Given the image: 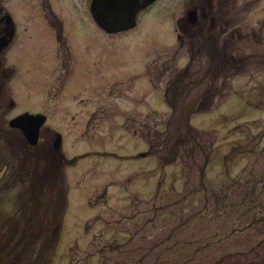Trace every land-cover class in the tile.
<instances>
[{
	"label": "rangeland",
	"instance_id": "rangeland-1",
	"mask_svg": "<svg viewBox=\"0 0 264 264\" xmlns=\"http://www.w3.org/2000/svg\"><path fill=\"white\" fill-rule=\"evenodd\" d=\"M41 1L0 0L15 26L17 71L12 86H0V264H213L224 254L244 257L239 253L263 235L232 227L264 211V0H212L216 27L205 28L210 19L201 20L198 9L205 27L190 29L192 36L180 20L203 0H156L135 27L114 34L95 26L86 0H49L62 22L61 50ZM208 35L234 40L237 65L215 82L208 73L192 84L173 114L168 82L192 56L207 65L196 45ZM61 55L70 57L68 65ZM215 86L222 90L207 108L189 115V133L186 108L195 110L201 92ZM22 112L46 115L34 146L8 126ZM55 132L59 152L51 148ZM173 146L175 159L163 163ZM124 152L135 159L116 157ZM33 161L45 187L53 186L52 200L57 189L66 193L64 205L60 199L55 210H38L29 191ZM11 219L46 222L25 233ZM249 253V261H259L264 249ZM227 264L242 262L234 256Z\"/></svg>",
	"mask_w": 264,
	"mask_h": 264
},
{
	"label": "trees",
	"instance_id": "trees-1",
	"mask_svg": "<svg viewBox=\"0 0 264 264\" xmlns=\"http://www.w3.org/2000/svg\"><path fill=\"white\" fill-rule=\"evenodd\" d=\"M219 36V35H218ZM218 36L216 35H209L206 39L205 45H200L197 44L196 47L199 51L203 48L204 50V58L207 60V65L203 67L202 61L199 62V64L194 63V57H191V60L177 73V76L168 82V87L166 88V99L168 102V105L170 106L171 110L173 111V114L176 110V107L183 102L188 95L191 92V86L192 84L196 83L199 84L201 81H204V79L207 77L206 75L208 73L211 74V78L213 81L217 80L218 74L223 72L224 70L226 71V66L232 69L235 68L238 62V57L234 55L235 50L237 49L236 46H233V41L232 39H227L224 38L221 40V42L218 41ZM198 42V41H197ZM192 44V42H191ZM193 55L196 57V54L193 53ZM202 55V57H203ZM200 59L201 55H200ZM197 65V66H196ZM199 65L201 66L199 68ZM200 69H205L206 71L204 72V75H200L199 78H194L193 76L197 74V71ZM228 69V68H227ZM197 70V71H196ZM195 71V72H194ZM236 71H232L231 73L228 74H222V76L228 78L231 75H235ZM215 82V81H214ZM214 90H208L206 89L205 91L201 92V94L198 97L197 101V106L196 109L191 110V106L189 108V113L185 115L184 119H182V123H185L187 131L190 133L191 132V125H190V114L192 112H197V111H202L207 108V106L211 103L212 98H214L222 89L215 86L213 88ZM195 99L191 98L190 102ZM184 107V106H183ZM185 107L183 108V113H184ZM176 113V112H175ZM173 116H171L172 118ZM150 147V146H149ZM175 146L172 147L171 152L172 154L169 156L165 155L162 158L163 163H169L171 160L175 159L177 155V148L173 150ZM151 151V150H150ZM193 149H189V152L191 153ZM152 152V151H151ZM50 162V161H49ZM58 164H56V167ZM48 167V166H47ZM56 167L55 170L57 171ZM50 169L49 167L46 168L44 167V172ZM30 173L32 174L33 177L30 178L29 186H31V189L29 190L33 195V199L35 201L36 207H38V210H43L46 212V209L50 207L52 210H55L56 206L60 203V199H62L63 205L65 204V192H62L61 189L56 190L55 194V199L52 200V189L49 186V190L47 187H45L47 184L49 185L48 181L43 180V178H39L37 176V163L34 161L32 162V165L30 166ZM43 175V173H42ZM40 175V176H42ZM47 178V177H46ZM55 183V182H54ZM53 183V185H54ZM51 185V184H50ZM264 186V185H263ZM55 187V186H54ZM46 188V189H45ZM36 192V195H35ZM42 197L40 198V196ZM49 197V198H48ZM39 199V200H38ZM50 201V203H49ZM250 211L249 208H247L244 212H242L241 215H246ZM12 221L16 220V224H19L20 226H23V229H25V233L29 232L31 233L32 227H35L38 225V227L35 229H38L40 226L43 227V222H46V219H35L34 221L37 222L35 225H31L33 223V219H11ZM37 220V221H36ZM60 219H53L55 223H57ZM243 224L242 225H237L235 224L232 227V231L234 232L235 230H251V229H256L258 233L263 234L262 237L254 244L249 246V251L247 250L246 252L239 253L243 255L244 257L240 255H232V254H224L219 259L213 263V264H227L228 261L232 257H237L242 264H264V256L261 260L259 261H249L248 260V254L249 252L253 251L254 249L260 250L264 249V211L259 213V215L255 216H250L247 217V219H244L241 221ZM34 231V230H33ZM32 231V232H33ZM38 232V231H37ZM32 236V235H31ZM245 253V254H243ZM190 259L184 260L181 264H188Z\"/></svg>",
	"mask_w": 264,
	"mask_h": 264
},
{
	"label": "flooded vegetation",
	"instance_id": "flooded-vegetation-1",
	"mask_svg": "<svg viewBox=\"0 0 264 264\" xmlns=\"http://www.w3.org/2000/svg\"><path fill=\"white\" fill-rule=\"evenodd\" d=\"M88 1L89 0H86L87 6H88ZM41 4H42L43 16L45 18V23L47 26H49L50 29H52L56 37L57 34L61 32L63 29L62 22L56 15V13L52 10L49 0H42ZM192 5L193 6L190 9L195 8L196 12L189 13L190 9H188L184 14V17L181 18L180 20L182 22L181 31L183 32V34L186 35L188 33L187 35L192 36V34L191 35L189 34V32H191L190 29H193V27L195 26L199 29L205 27L204 22L198 24V20H199L197 14L198 9L200 11L201 20L207 19V17L210 19V23L206 25L205 28L210 29L216 27L217 19H215L214 14H211L212 0H203L202 2L193 3ZM14 40H15V26L13 20L7 8H5L2 4H0V86H2L3 89L8 88L9 87L8 85L10 83L12 86L14 78L16 76L15 74L17 72L16 67L12 62V54L15 47ZM59 42L65 44V41H62L60 39ZM16 51L18 56L19 55L18 48H16ZM57 59L60 60V63L62 65H66V64L68 65L70 57L67 55L65 57L61 55V56H57ZM14 103L15 102L13 101L12 98L9 99L8 101L9 106H13ZM48 129L50 128L45 127V131H47ZM20 133L22 137H24L22 132ZM45 134L46 132L42 133L43 136H45Z\"/></svg>",
	"mask_w": 264,
	"mask_h": 264
},
{
	"label": "water",
	"instance_id": "water-1",
	"mask_svg": "<svg viewBox=\"0 0 264 264\" xmlns=\"http://www.w3.org/2000/svg\"><path fill=\"white\" fill-rule=\"evenodd\" d=\"M154 0H91L90 12L96 23L108 33H115L133 27L137 12ZM190 13H195L191 10ZM41 113H21L9 120V125L19 128L30 144L38 140L40 126L45 121ZM61 137L56 134L52 142L54 149H60Z\"/></svg>",
	"mask_w": 264,
	"mask_h": 264
},
{
	"label": "crops",
	"instance_id": "crops-1",
	"mask_svg": "<svg viewBox=\"0 0 264 264\" xmlns=\"http://www.w3.org/2000/svg\"><path fill=\"white\" fill-rule=\"evenodd\" d=\"M119 130H121L120 128H119ZM118 130V131H119ZM120 135H125V134H123V131L121 130L120 132H118ZM131 154H134V153H131ZM136 154V153H135ZM125 156H127V153H122L119 157H121L122 159L125 157ZM142 170V169H141ZM141 170H139V173H140V171ZM133 172H136V169H133ZM132 172V173H133ZM127 176V173H126V170H124V171H122L121 173H120V175L116 178V180L117 181H119V180H122V179H124L125 177ZM123 177V178H122ZM112 186H115L114 184H112ZM127 186V185H126ZM126 186H121V188H122V190L124 191V188L126 189L127 187ZM124 187V188H123ZM142 191V190H141ZM146 191V190H145ZM144 191V192H145ZM125 192V191H124ZM131 193H134V198H136V199H140V197H142V193H140L138 190H134V191H131ZM153 194V193H152Z\"/></svg>",
	"mask_w": 264,
	"mask_h": 264
}]
</instances>
